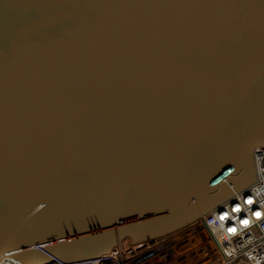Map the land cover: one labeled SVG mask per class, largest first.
<instances>
[{
    "label": "water",
    "instance_id": "1",
    "mask_svg": "<svg viewBox=\"0 0 264 264\" xmlns=\"http://www.w3.org/2000/svg\"><path fill=\"white\" fill-rule=\"evenodd\" d=\"M264 0H0V260L72 264L252 185Z\"/></svg>",
    "mask_w": 264,
    "mask_h": 264
},
{
    "label": "built area",
    "instance_id": "2",
    "mask_svg": "<svg viewBox=\"0 0 264 264\" xmlns=\"http://www.w3.org/2000/svg\"><path fill=\"white\" fill-rule=\"evenodd\" d=\"M252 154L256 179L229 201L167 234L134 243L118 241L110 254L72 264H179L182 258L185 264L203 260L205 264H264V148H256ZM249 199L251 204L246 202ZM237 207L239 210L233 211ZM182 242L190 248L179 253L177 246ZM193 242L201 251L198 248L194 253Z\"/></svg>",
    "mask_w": 264,
    "mask_h": 264
},
{
    "label": "rangeland",
    "instance_id": "3",
    "mask_svg": "<svg viewBox=\"0 0 264 264\" xmlns=\"http://www.w3.org/2000/svg\"><path fill=\"white\" fill-rule=\"evenodd\" d=\"M192 246H193V249L195 248V252L194 253H197V249L198 248L201 251V247H199V245H197V243L193 242ZM189 248L190 247L188 246L187 242H182V243H180L179 246H177V250H178L179 253H183L184 250L189 249ZM191 256H194V254L192 252H191ZM184 262H186L185 258H182V259L179 260V264H185ZM205 263H206L205 260L196 262V264H205Z\"/></svg>",
    "mask_w": 264,
    "mask_h": 264
},
{
    "label": "bare ground",
    "instance_id": "4",
    "mask_svg": "<svg viewBox=\"0 0 264 264\" xmlns=\"http://www.w3.org/2000/svg\"><path fill=\"white\" fill-rule=\"evenodd\" d=\"M0 264H17L14 260L10 257H4L0 260Z\"/></svg>",
    "mask_w": 264,
    "mask_h": 264
},
{
    "label": "snow or ice",
    "instance_id": "5",
    "mask_svg": "<svg viewBox=\"0 0 264 264\" xmlns=\"http://www.w3.org/2000/svg\"><path fill=\"white\" fill-rule=\"evenodd\" d=\"M246 202L249 203V204L252 203L251 199L247 200ZM238 210H239L238 207L233 209V211H238ZM255 215H256L257 217H259V216H260V213L257 212V213H255ZM221 219H224V217L221 216ZM242 223H245V224H246L247 221H242ZM229 231H234V229H229Z\"/></svg>",
    "mask_w": 264,
    "mask_h": 264
},
{
    "label": "trees",
    "instance_id": "6",
    "mask_svg": "<svg viewBox=\"0 0 264 264\" xmlns=\"http://www.w3.org/2000/svg\"><path fill=\"white\" fill-rule=\"evenodd\" d=\"M101 264H111V262L110 261H105V262H103Z\"/></svg>",
    "mask_w": 264,
    "mask_h": 264
}]
</instances>
